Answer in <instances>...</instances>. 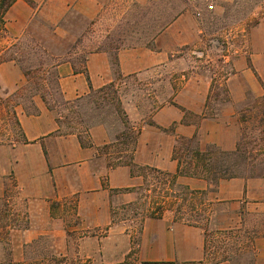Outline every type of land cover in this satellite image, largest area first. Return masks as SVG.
<instances>
[{"label":"crops","instance_id":"1","mask_svg":"<svg viewBox=\"0 0 264 264\" xmlns=\"http://www.w3.org/2000/svg\"><path fill=\"white\" fill-rule=\"evenodd\" d=\"M113 1L17 0L5 15L0 52L5 53L33 32L37 22L57 27L71 15L91 22ZM129 1L139 4L147 0ZM189 18L191 21L187 22ZM201 33L192 14H182L155 38L154 47L120 48L119 75L139 78L170 66L179 50L198 43ZM251 41L252 65L264 82V19L252 31ZM83 65V71L70 61L57 67L59 88L68 103L117 80L111 56L106 51L90 52ZM237 71L228 81L230 102L214 119L203 117L184 122L186 112L202 116L208 109L212 78L201 75L190 78L179 91L167 79L168 98L153 112L146 113L140 104L123 102L130 126L139 134L133 157L136 168L176 174L178 163L173 160V152L179 138L197 136L202 149L215 145L224 151H235L239 140L238 105L245 99V93L236 89L237 79L243 75L253 86L256 83V76L249 68ZM23 81L14 61L0 64L2 92L14 93ZM36 106L37 115L16 108L23 140L0 142V264L25 262L32 245L46 235L55 238L60 256L76 255L99 259L102 264H120L131 252L133 242L124 224L113 223L112 211L136 201L134 191L124 190L144 184V176L132 173V166L110 168L107 155L100 153L103 147L118 142L121 130L101 122L91 125L85 133H63L58 124L59 114L39 101ZM178 183L191 190L206 191L212 202L227 206L221 230H246L250 227L247 216L254 218L251 228L259 233L252 242L253 251L256 264H264L263 177L223 180L215 191L203 179L180 177ZM69 199H74L73 205L65 202ZM68 209L73 212L75 222H79L76 226L65 220ZM81 227L103 230L105 234L72 240L70 234ZM74 241L78 243L76 251L70 246ZM205 244L202 229L174 222L171 216L164 215L162 219L145 220L137 255L141 262L199 263L206 258ZM112 258L116 261H110Z\"/></svg>","mask_w":264,"mask_h":264},{"label":"rangeland","instance_id":"2","mask_svg":"<svg viewBox=\"0 0 264 264\" xmlns=\"http://www.w3.org/2000/svg\"><path fill=\"white\" fill-rule=\"evenodd\" d=\"M210 6L214 8L210 9ZM186 12L192 14L202 32L200 40L194 46L179 50L170 66L143 74L139 78H123L118 69H115L117 80L112 85L74 103L64 100L57 71L60 63L70 61L83 71V63L90 52L106 51L113 63L122 47L143 45L152 48L155 38ZM262 19L264 0H147L139 4L129 0H114L91 22L76 15L69 16L57 27L37 22L33 32L26 34L5 53L0 52V60L14 61L24 77L23 84L14 93L5 94L1 89L0 142L23 140L16 108L22 107L27 113H32L37 108L36 101L59 114V125L63 133H85L91 125L105 122L121 130L118 136L130 135V121L123 102L140 104L146 113L153 112L161 105L163 99L168 98V88L165 84L167 79L171 81L172 88L179 91L186 81L195 75L212 78L209 95L211 100L207 103L208 109L204 115L197 116L186 112L184 122L203 117L214 119L219 115L221 108L230 102L228 81L238 73L237 69L243 67L254 72L256 83L253 86L243 75L237 79L236 89L242 90V94L245 93V99L238 105L236 116L238 143L250 152L251 157L257 159L255 165L242 167L240 171L243 172L244 178L262 177L264 139L259 130L264 128V82L255 71L251 60L252 31ZM190 21L189 18L187 22ZM127 121L129 125L126 124ZM135 134L138 139L139 134ZM195 137L197 139V136ZM255 138L257 142H253ZM127 139L123 137L119 142H114L108 150L104 147L100 149L102 155H107L108 165L110 157L115 159L121 156L122 161L127 162L134 157L132 151L135 152L137 142ZM181 139L188 138H179L177 142ZM132 168L133 173L145 176L142 189H135L137 197L134 203L121 205L112 211L113 223L124 224L133 242L131 252L120 264H124L130 254L131 264L143 263L138 259L137 252L145 220L164 215L174 219V211L181 202L171 196L169 186L165 185L162 176L154 175L144 168ZM113 191L118 192L112 190V193ZM65 202L73 205L75 201L69 199ZM159 208L163 211H158ZM215 208L216 212L207 227L210 257L205 264L212 262V254L218 258L230 257L231 264H253L255 253L252 242L259 233L251 228L254 218L247 216L250 227L246 230H221V220L227 206L218 204ZM186 210L188 211V208ZM64 214L69 225L76 226L79 223L75 222L70 209ZM205 220L202 221L204 226L207 223ZM218 230L233 233L222 235L216 233ZM89 234L102 237L105 233L103 230L89 231L81 227L70 236L72 240H77ZM71 245L76 251L78 243L74 241ZM59 254L60 249L55 238L46 235L32 245L23 264H102L99 259L81 258L76 255L63 257ZM110 261L116 259L112 258Z\"/></svg>","mask_w":264,"mask_h":264},{"label":"trees","instance_id":"3","mask_svg":"<svg viewBox=\"0 0 264 264\" xmlns=\"http://www.w3.org/2000/svg\"><path fill=\"white\" fill-rule=\"evenodd\" d=\"M17 0H0V40L2 39L5 31V15L12 5ZM167 26V25H166ZM165 26V27H166ZM164 27V28H165ZM163 28V29H164ZM12 61V60H0V64ZM113 66L118 69V57L116 55L113 61ZM112 85V84H111ZM102 90V89H101ZM100 90V91H101ZM1 92V88H0ZM211 100V96L208 98V102ZM30 115H37V108L34 109L32 113L28 112ZM58 120V124H59ZM128 124V121L126 122ZM129 125V124H128ZM130 135L122 134L118 136V142L123 137L128 138L131 142H137V135L132 131L131 127L128 126ZM264 139V128L259 130ZM253 142H257L256 138ZM111 147L105 146L104 149L108 150ZM263 151V150H261ZM134 153V150L132 151ZM256 159L251 157L250 152L246 151V148L242 147L241 143L237 145L235 151H224L215 145H209L206 149H202L196 137L191 139H181L177 142L174 152L173 160L178 163L177 173L172 175L153 168H144L152 172L154 175L162 176L165 179V185L169 186L171 191V196L176 199V201H181L178 203L176 210L174 211V222L184 223L189 226L200 228L205 234V251L206 258L204 262H199L198 264H205L209 260L208 252V237L209 233L207 227L212 221V216L216 212V206L219 203H214L208 198V193L206 191L191 190L187 186L180 185L178 179L180 177L198 178L209 182L213 187L214 191L219 186L220 182L223 180H231L234 178H244L243 172L240 170L242 167L250 166L256 164ZM123 157L118 156V158L113 159L110 157L109 167L116 168L122 165L135 167L133 164V156L130 161H122ZM263 164V163H261ZM133 173V172H132ZM144 176V175H143ZM145 177V176H144ZM254 178V176H249ZM264 178V175L262 176ZM163 179V180H164ZM136 188L124 190L125 192H136ZM142 189V187H140ZM116 192V191H113ZM188 204V206H187ZM188 208V211L186 210ZM160 212L163 211L159 208ZM172 211V209H171ZM189 213V214H188ZM155 217V216H154ZM156 219H162V217H155ZM206 219V220H205ZM205 220L207 223L205 226L202 221ZM216 233L227 235V233H233V231H217ZM131 254L128 256L124 264H131ZM212 262L209 264H219L221 262H232L230 257L218 258L215 254L211 256ZM24 263V262H23ZM21 263V264H23ZM142 264H177L176 262H143ZM194 264V263H193ZM196 264V263H195ZM253 264H255V255L253 259Z\"/></svg>","mask_w":264,"mask_h":264},{"label":"built area","instance_id":"4","mask_svg":"<svg viewBox=\"0 0 264 264\" xmlns=\"http://www.w3.org/2000/svg\"><path fill=\"white\" fill-rule=\"evenodd\" d=\"M214 7L213 6H210V9H213Z\"/></svg>","mask_w":264,"mask_h":264}]
</instances>
